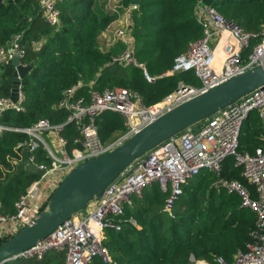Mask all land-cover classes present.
Listing matches in <instances>:
<instances>
[{
  "label": "trees",
  "instance_id": "16d2710c",
  "mask_svg": "<svg viewBox=\"0 0 264 264\" xmlns=\"http://www.w3.org/2000/svg\"><path fill=\"white\" fill-rule=\"evenodd\" d=\"M132 1L119 0L122 7L115 11L101 0H59L60 23L52 26L45 19L41 0H1L0 50L19 37L24 51L21 62L36 63L22 80L25 110L7 109L0 122L12 128H28L48 119L53 125L63 126L61 134L71 152L81 133L67 122L68 112L58 105L72 86H78L76 95L87 100L93 90L127 88L138 92L146 105L161 101L181 82L199 86L201 81L192 70L159 75L173 66L175 58L191 42L204 36V26L196 14L204 0H139L136 4L131 19V50L147 72L157 76L155 82L146 79L144 68L113 60L127 48L125 43L115 41L108 48L101 43V34ZM211 5L246 31L260 33L264 27V0H214ZM40 41V48H36ZM250 50L243 52L245 60ZM14 71L11 59H0L1 96H10L7 78ZM95 122L104 142L126 130L123 116L116 112L103 113ZM29 141L28 133L16 130H8L0 137V213L4 215L16 212V203L39 178L26 171L17 173L24 154L16 146ZM260 147H264V128L254 113L243 124L239 151L254 152ZM33 155L37 163L52 162L44 145ZM220 178L237 180L250 189L253 197L256 195L254 185L243 176L234 157L223 162L220 174L205 170L185 183L175 203L174 217L163 212L168 193L153 184L142 195H134L132 205H126L124 214L115 218L119 229H105L102 244L109 259L97 255L88 264H195L193 257L212 264H219L216 258L222 257L232 263L238 250H246L253 243L250 233L257 216L241 206L240 195L216 186ZM49 197L42 202V208ZM12 235L4 234L0 244ZM64 258L63 252L50 250L41 259L19 258L5 264H62Z\"/></svg>",
  "mask_w": 264,
  "mask_h": 264
},
{
  "label": "built area",
  "instance_id": "2783aa9c",
  "mask_svg": "<svg viewBox=\"0 0 264 264\" xmlns=\"http://www.w3.org/2000/svg\"><path fill=\"white\" fill-rule=\"evenodd\" d=\"M58 1L41 0L45 19L52 26L60 23ZM121 7L118 0L109 9L117 11ZM136 7V4L131 3L124 9L120 18L101 34V43L108 48L115 41H122L127 48L113 60L122 65L135 64L144 68L131 50V19ZM196 14L204 26V36L191 42L175 58L173 66L159 77L192 70L201 81L199 86L181 82L175 91L153 105H146L138 92L127 88L93 90L87 100L84 96L76 95L78 86H72L65 91L58 105L68 112L67 122L74 124L81 133L71 152L61 134L63 126L53 125L48 119H41L28 128H12L0 122V137L8 130L28 133L30 141L18 143L16 149L23 152L28 147L30 161L43 170V174L29 185L16 203V212L11 215L0 213V237L6 233L14 234L29 223L42 208V202L78 163L103 155L174 106L264 62V27L260 33L246 31L225 18L212 5L199 4ZM253 41L255 43L252 45ZM41 44V41L36 42V48H40ZM247 48L251 50L245 60L243 52ZM23 53L19 37H15L7 49L0 50V59L12 60L15 55L22 58ZM144 75L149 82L157 79L145 68ZM22 102L21 90L17 103L10 96L0 95V117L7 109L25 110ZM106 112L121 114L126 125V130L109 142L102 141L95 122L97 116ZM254 113L258 114L264 128V87L252 91L200 125L189 127L137 158L106 187L99 199L91 202L90 208L88 206L86 210L65 220L40 243L18 254L17 259H41L50 250L64 253L62 264H88L97 255L109 259L102 244L104 231L106 228H120L115 218L124 214L126 205H132L134 195L140 196L145 188L158 184L162 192L168 193L163 212L174 217L175 203L182 194L183 185L205 170L220 174L223 162L228 157H234L235 164L242 168L243 176L254 185L256 195L253 197L250 189L237 180L220 178L216 186L240 195L241 206L256 213V225L250 233L254 241L246 250H238L232 263H227L222 257L216 260L219 264H264V147L254 152L239 151L243 124ZM78 144H81L82 149L78 148ZM41 145L52 158L50 165L35 162L33 153ZM192 260L195 264H202L201 261L212 264L203 258L193 257Z\"/></svg>",
  "mask_w": 264,
  "mask_h": 264
},
{
  "label": "water",
  "instance_id": "95a60500",
  "mask_svg": "<svg viewBox=\"0 0 264 264\" xmlns=\"http://www.w3.org/2000/svg\"><path fill=\"white\" fill-rule=\"evenodd\" d=\"M213 1L204 0L202 4L211 5ZM138 2L132 1L133 4ZM12 63L15 71L7 79L11 87V100L17 103L22 80L36 62L23 64L21 57L15 55ZM260 87H264V62L174 106L103 155L78 163L54 188L47 205L0 244V264L17 260L18 254L40 243L65 220L86 210L137 158ZM77 146L82 149L81 144ZM23 154L24 161L18 164L17 173L26 171L27 174L42 175L43 170L30 161L28 147Z\"/></svg>",
  "mask_w": 264,
  "mask_h": 264
},
{
  "label": "rangeland",
  "instance_id": "374dc122",
  "mask_svg": "<svg viewBox=\"0 0 264 264\" xmlns=\"http://www.w3.org/2000/svg\"><path fill=\"white\" fill-rule=\"evenodd\" d=\"M103 2H106V7L111 8L118 0H101ZM116 137L118 135H115ZM92 206V203L89 205V208Z\"/></svg>",
  "mask_w": 264,
  "mask_h": 264
}]
</instances>
